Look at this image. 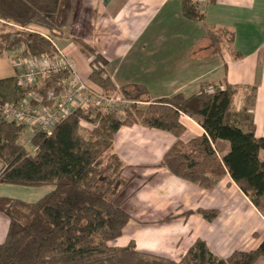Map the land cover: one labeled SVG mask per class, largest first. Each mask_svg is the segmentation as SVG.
<instances>
[{
    "label": "trees",
    "instance_id": "16d2710c",
    "mask_svg": "<svg viewBox=\"0 0 264 264\" xmlns=\"http://www.w3.org/2000/svg\"><path fill=\"white\" fill-rule=\"evenodd\" d=\"M61 0H0V58L8 53L15 64L44 56L53 59L54 43L60 37ZM181 12L190 21H203L196 0H180ZM225 33L208 32L211 43L221 42ZM50 40V41H49ZM215 41V42H214ZM87 57L94 51L73 39ZM55 44V43H54ZM102 69L92 68L88 80L108 95L148 103L146 107L126 109L122 118L114 113L87 114L73 111L52 133H30V154L20 143L27 129L2 114L6 104L19 105L30 92L44 96L58 92L65 75L49 72L44 88H23L17 76L0 79V184L27 188L52 186L54 189L33 203L0 197V213L8 219L4 241L0 244V264H255L264 259V241L248 252H233L227 258L213 255L203 240L197 239L178 259L171 260L136 249L134 241L115 247L111 243L123 235L131 215L119 199L128 183L121 178L124 165L112 152L115 135L124 126L140 125L166 132L175 143L163 157L174 176L204 190L213 189L225 175L235 183L264 217V139L255 137L250 115H245L255 96L254 88L240 90L224 83L222 90L201 91L185 96L176 94L151 101L145 86L126 84L116 87ZM242 93L244 128L238 125L236 99ZM197 122L203 133L186 142L181 117ZM83 124L88 125L84 129ZM229 145L218 157L214 145ZM212 222L217 212H195Z\"/></svg>",
    "mask_w": 264,
    "mask_h": 264
},
{
    "label": "crops",
    "instance_id": "0c3cea01",
    "mask_svg": "<svg viewBox=\"0 0 264 264\" xmlns=\"http://www.w3.org/2000/svg\"><path fill=\"white\" fill-rule=\"evenodd\" d=\"M196 2L203 21L184 18L180 0H61V36L54 43L83 80L90 83L92 68H99L116 87L145 86L151 101L222 90L224 83L240 90L254 88L247 114L255 137L264 139V0ZM208 32L226 35L213 44ZM73 39L84 42L94 55L85 56ZM16 66L14 76L24 68ZM237 101L234 115L245 109L242 93ZM181 121V141L203 133L195 120L182 116ZM238 125L244 128L242 121ZM175 141L169 133L140 125L124 126L115 135L112 152L122 161L121 178L128 183L119 202L123 208L130 206L135 227L146 230L128 241L141 252L171 260H178L197 239L219 258L257 249L264 241V217L228 175L204 190L162 166ZM214 149L222 157L229 145L219 141ZM198 210L216 211L217 217L207 222ZM4 216L0 213V244L8 226ZM255 264H264V259Z\"/></svg>",
    "mask_w": 264,
    "mask_h": 264
},
{
    "label": "built area",
    "instance_id": "2783aa9c",
    "mask_svg": "<svg viewBox=\"0 0 264 264\" xmlns=\"http://www.w3.org/2000/svg\"><path fill=\"white\" fill-rule=\"evenodd\" d=\"M50 42L56 50V56L53 59L41 56L20 60L24 68L17 76V81L25 89L35 86L44 88L47 73L61 72L65 74L58 83L61 89L58 92L49 90L44 96L30 92L21 104L4 105L2 114L7 120L22 125L30 133L50 135L56 125L75 110L87 114H122L130 106L138 104L120 95H108L83 80L65 51Z\"/></svg>",
    "mask_w": 264,
    "mask_h": 264
},
{
    "label": "rangeland",
    "instance_id": "374dc122",
    "mask_svg": "<svg viewBox=\"0 0 264 264\" xmlns=\"http://www.w3.org/2000/svg\"><path fill=\"white\" fill-rule=\"evenodd\" d=\"M96 63L99 64V61H96ZM16 67L17 66L15 64L14 55L11 54V53H8V54L4 55L0 59V79H4V78H8V77L14 76ZM95 70H99V68H97ZM246 99H249V97L247 96L245 98V101H246ZM245 101H243V104L245 106H247V103ZM235 104H236V107H238L240 102L237 101V99H236V103ZM146 105H148V103L138 102L137 105H132L130 107L136 106V107H139V108H143V107H146ZM236 107H235V109H236ZM122 114H118V116L122 118L123 117ZM243 114L244 113L242 112V110H240L239 113L236 115V119L239 120V122H241V121L243 122L244 121L243 116H242ZM245 115H249V114L245 113ZM83 127H84V129H87L89 126L86 125V124H83ZM30 137H31L30 132L25 131V134L21 138L20 143H22L25 146V148L28 150V152L30 154H33L34 153V148L29 143ZM184 137L187 138V135L186 136L184 135ZM130 150H132V149H130ZM1 168H2V165L0 164V170H1ZM53 189H54V187H52V186H43V187H40V188H27V187L8 186V185L0 184V196L1 197L19 199V200H23V201L28 202V203H33V202H36L37 200H39L40 198H42L47 193L51 192ZM124 206H125L127 211L132 212L131 209L129 208L130 207L129 205H124ZM134 224L135 223H134V220L132 218V220L130 221V223L128 224V226L124 230L123 237L121 239H119L118 241L113 242L115 246H126L128 244V242H129L128 238H129L130 235L133 237V234L135 236V234L140 232V231H146V230H143V229L142 230H138V228H136ZM114 245L112 244V246H114Z\"/></svg>",
    "mask_w": 264,
    "mask_h": 264
}]
</instances>
